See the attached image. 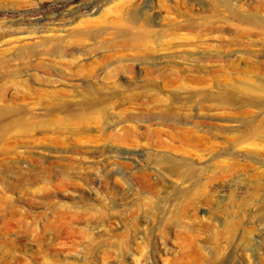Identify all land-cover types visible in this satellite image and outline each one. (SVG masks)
<instances>
[{"label": "rangeland", "instance_id": "obj_1", "mask_svg": "<svg viewBox=\"0 0 264 264\" xmlns=\"http://www.w3.org/2000/svg\"><path fill=\"white\" fill-rule=\"evenodd\" d=\"M21 1L100 25L0 66V264H264V0Z\"/></svg>", "mask_w": 264, "mask_h": 264}, {"label": "bare ground", "instance_id": "obj_2", "mask_svg": "<svg viewBox=\"0 0 264 264\" xmlns=\"http://www.w3.org/2000/svg\"><path fill=\"white\" fill-rule=\"evenodd\" d=\"M18 2L19 6L25 4L21 0H15ZM231 12L235 13L236 10L233 9L232 4L226 6ZM56 10H60L56 8ZM34 12V11H33ZM32 11L28 10L26 12L15 11L19 19L16 20V23H12L10 29L17 31L23 28H26V33L28 35L17 37L7 43L6 45H11V48L4 50L0 49V66L8 68L11 62L18 59L25 60L26 58H32L39 54L37 51L38 48H44L48 55L55 57L62 56H73L75 50L63 45V42L66 39L75 38L77 41H84L87 38H92L97 35V27H99L100 22L97 21H87L82 23L79 26L75 27V30L64 29L62 28L60 20H46L40 18L38 20L33 19ZM141 17V15H133V20L136 21ZM244 19L252 24H255L261 28L264 32V20L259 19L249 13L244 14ZM46 20V21H45ZM84 25V27H81ZM176 30L182 32V35H187L195 30V27L190 24H183L175 27ZM173 28H169L165 34L170 35ZM176 33V32H175ZM137 34H143L148 38H152L150 30L146 27H142ZM14 51L13 55H11ZM9 56H14L13 58H8ZM29 64V63H27ZM246 83V82H245ZM256 85L247 83V85L242 86L241 88L247 92L251 91ZM90 89L87 88V94H89Z\"/></svg>", "mask_w": 264, "mask_h": 264}]
</instances>
